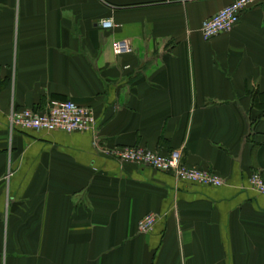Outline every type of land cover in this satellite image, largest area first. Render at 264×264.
I'll use <instances>...</instances> for the list:
<instances>
[{
	"label": "crops",
	"instance_id": "crops-1",
	"mask_svg": "<svg viewBox=\"0 0 264 264\" xmlns=\"http://www.w3.org/2000/svg\"><path fill=\"white\" fill-rule=\"evenodd\" d=\"M233 1L0 0V264H264L249 183L264 177V0L200 32ZM51 99L91 107L101 146L178 149L225 182L119 161L92 131L11 124Z\"/></svg>",
	"mask_w": 264,
	"mask_h": 264
},
{
	"label": "built area",
	"instance_id": "built-area-1",
	"mask_svg": "<svg viewBox=\"0 0 264 264\" xmlns=\"http://www.w3.org/2000/svg\"><path fill=\"white\" fill-rule=\"evenodd\" d=\"M262 0H234L224 6L214 15L202 22L200 32L205 40H209L221 33L232 30L241 20L246 9L258 4ZM112 19H103L101 26L105 29L114 26ZM131 50L128 41H117L114 52L122 54ZM11 124L25 129L34 130H62L66 132L92 131L95 135V145L102 153L122 162H131L151 167L155 170L170 172L180 180L203 185L221 186L224 179L212 170L197 166H189L182 161V153L173 149L167 154L148 149L140 145L131 146H101L98 141L99 130L97 118L91 107L83 106L72 100L51 99L43 108L24 107L11 112ZM250 185L264 194V177L258 171L249 177ZM159 219L158 213H148L138 223L140 233L151 232Z\"/></svg>",
	"mask_w": 264,
	"mask_h": 264
}]
</instances>
